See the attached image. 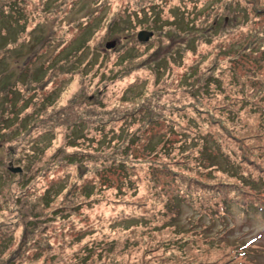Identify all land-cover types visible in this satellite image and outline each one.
I'll return each mask as SVG.
<instances>
[{
    "label": "rangeland",
    "instance_id": "374dc122",
    "mask_svg": "<svg viewBox=\"0 0 264 264\" xmlns=\"http://www.w3.org/2000/svg\"><path fill=\"white\" fill-rule=\"evenodd\" d=\"M0 8V264H264V0Z\"/></svg>",
    "mask_w": 264,
    "mask_h": 264
},
{
    "label": "water",
    "instance_id": "95a60500",
    "mask_svg": "<svg viewBox=\"0 0 264 264\" xmlns=\"http://www.w3.org/2000/svg\"><path fill=\"white\" fill-rule=\"evenodd\" d=\"M152 31L151 30H146V29H141L137 32V39L139 41H146L151 35H152ZM116 44V40H109L105 43V47L106 48H110L113 47ZM8 169L11 172H20L21 171V167L20 166H13L12 162L10 161L8 164Z\"/></svg>",
    "mask_w": 264,
    "mask_h": 264
},
{
    "label": "trees",
    "instance_id": "16d2710c",
    "mask_svg": "<svg viewBox=\"0 0 264 264\" xmlns=\"http://www.w3.org/2000/svg\"><path fill=\"white\" fill-rule=\"evenodd\" d=\"M1 9V8H0ZM183 29V28H182ZM174 31H176V32H181L179 29L178 30H176V29H174ZM261 112H263L262 110H260ZM29 125V124H28ZM259 125V124H258ZM260 126V125H259ZM262 128V131H263V136H264V126H262L261 127ZM256 129H259L257 126H256ZM235 133V132H234ZM251 135H254V136H256L257 138H250V140H252V141H255V142H257V143H259V141H261V139L260 138H262L261 137V134L260 133H251ZM234 138H236V139H241L240 137H236V136H234V135H232ZM260 137V138H259ZM249 141V140H248ZM260 146H261V144H260ZM264 146V145H263ZM262 147V146H261ZM177 215L178 214H176V217H177ZM176 233H183V232H181V231H179V232H176ZM238 253H241L240 254V258H239V260H238V262L239 263H241L242 262V260H240L241 258H243L244 256H243V253L241 252V251H238V250H236Z\"/></svg>",
    "mask_w": 264,
    "mask_h": 264
}]
</instances>
